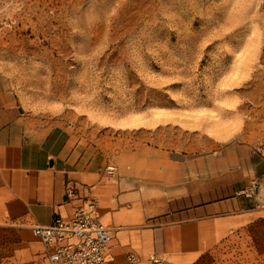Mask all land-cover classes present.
<instances>
[{"label":"rangeland","instance_id":"374dc122","mask_svg":"<svg viewBox=\"0 0 264 264\" xmlns=\"http://www.w3.org/2000/svg\"><path fill=\"white\" fill-rule=\"evenodd\" d=\"M0 72L57 74L113 263L264 264V0H0ZM31 223L0 206V264H50Z\"/></svg>","mask_w":264,"mask_h":264},{"label":"crops","instance_id":"0c3cea01","mask_svg":"<svg viewBox=\"0 0 264 264\" xmlns=\"http://www.w3.org/2000/svg\"><path fill=\"white\" fill-rule=\"evenodd\" d=\"M56 75L0 72V206L11 208L31 224L48 225L53 214H70L75 201L66 200V184L87 186L94 196L102 193L98 150L89 152L85 147L78 155L71 148L65 151L71 138L62 141L61 135L67 133L68 122L64 113L57 116L55 104L68 95L61 83L43 87L40 81ZM59 77L65 78L64 74ZM42 103L49 108L41 110ZM82 140L80 135L79 143ZM58 141L63 145L57 150ZM108 196L97 198L102 200L99 211L109 206Z\"/></svg>","mask_w":264,"mask_h":264},{"label":"built area","instance_id":"2783aa9c","mask_svg":"<svg viewBox=\"0 0 264 264\" xmlns=\"http://www.w3.org/2000/svg\"><path fill=\"white\" fill-rule=\"evenodd\" d=\"M67 201H75L70 214L55 213L48 225L30 224L31 234L43 246L50 264H115L109 259L111 227L104 224L98 210V199L87 186L66 184ZM134 263L133 254L126 257Z\"/></svg>","mask_w":264,"mask_h":264}]
</instances>
